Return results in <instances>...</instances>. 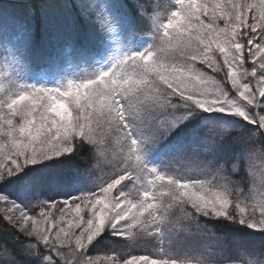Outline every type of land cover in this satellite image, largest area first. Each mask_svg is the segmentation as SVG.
<instances>
[{"label": "snow or ice", "instance_id": "obj_1", "mask_svg": "<svg viewBox=\"0 0 264 264\" xmlns=\"http://www.w3.org/2000/svg\"><path fill=\"white\" fill-rule=\"evenodd\" d=\"M48 3L17 14L0 0V20L26 38L11 52L18 90L0 102L11 138L0 161V221L18 234L16 248L0 244V264H98L99 251L106 264H264V0H174L163 15L149 0H121L122 16L102 0H61L116 47L101 62L65 36L48 57L53 76L66 58L97 68L53 85L24 79L21 60ZM141 22L155 44L121 48V34L137 39ZM84 149L90 167L69 175L110 171L94 189L54 199L43 178L28 176ZM182 160L199 174L169 171ZM108 237L114 242L100 250ZM208 237L216 248L201 251ZM148 239L160 254L124 256Z\"/></svg>", "mask_w": 264, "mask_h": 264}, {"label": "rangeland", "instance_id": "obj_2", "mask_svg": "<svg viewBox=\"0 0 264 264\" xmlns=\"http://www.w3.org/2000/svg\"><path fill=\"white\" fill-rule=\"evenodd\" d=\"M34 0H3L4 3L13 4V3H24L30 2ZM39 1V0H36ZM58 1V0H53ZM149 2H153V6L156 8V11L161 15L168 12V10L174 4V0H149ZM208 2H212V0H208ZM245 3H258V0H244ZM108 5V4H107ZM68 7V6H67ZM66 9V5L62 3V11ZM58 7L55 5L52 9L48 10L47 20L53 14L58 13ZM111 15H116L111 13V9H109ZM76 20V19H75ZM74 19L72 17H67V23L72 26ZM223 22H221L222 24ZM79 25V24H78ZM64 27H68V25H64ZM138 27L144 29L137 37V39L132 40L130 37L121 34L120 36V47L127 48L129 46L132 47H143L147 46L149 43L155 44V42L149 40L150 31L148 28L143 25V23H139ZM16 30L15 26L9 21L7 27H5L3 20H0V102L10 97L13 93L18 90V82L14 73L16 69L13 67L11 63V52H17L18 49L22 47V44L25 43V40L18 41L16 39ZM62 39L60 35L58 40H55V44ZM53 42L51 44H53ZM102 45V49L99 51L101 53L100 56L97 57L101 62L107 58L108 54L114 49L116 45L112 44L111 41H105ZM161 55L165 58L172 57L174 55L173 52H164ZM23 64L22 75L24 79L30 80L31 82H39V83H47L49 85H53L56 83L57 79H61L63 77H75V78H86L91 75L97 68L95 61H89L87 63L80 62L74 58H66L59 66V70L56 72L55 77L53 76L54 68H42V69H34L30 68L24 61L23 57L21 58ZM246 67H250V65L246 64ZM212 75V74H209ZM214 75H216L214 73ZM0 115L5 116L7 118L6 110L0 111ZM22 121L19 118L13 119V124L17 127ZM7 131V125H5L4 120H0V161L7 162L5 159V154H8L11 148V138L5 135ZM115 147H119V145H115ZM260 161H257V171H259ZM48 167V166H47ZM71 168L65 169H53L50 166L47 170L43 171L36 177L43 178L42 180V190L45 194L50 195L51 198H56L59 195L67 196V195H79L82 192L88 191L90 189H94V185L102 181V179H106L111 173L110 171L105 170L100 173V176L97 177L94 173H82L79 176H70L69 171ZM170 172L186 175V176H194L198 175V170L195 165L189 161H177L173 164V166L169 169ZM34 177V178H36ZM49 177H58V179H48ZM125 183H128L127 181ZM10 191L16 190V183L9 187ZM115 194V193H114ZM15 199V197H13ZM19 202V201H18ZM3 209L0 208V212ZM137 245H141V247H132L126 254L131 253V255H152L156 256L160 254V249L158 246V242L152 239H148L138 243ZM199 249L201 251H205L206 249L215 250L216 245L215 241L208 237L202 238L199 241ZM172 254H177L182 251L181 249L173 248ZM137 252V254H136ZM98 260V264H106L102 260L103 255H99L97 253L94 254ZM105 255V254H104ZM5 254L0 253V259H3ZM239 264V262H237Z\"/></svg>", "mask_w": 264, "mask_h": 264}, {"label": "trees", "instance_id": "obj_3", "mask_svg": "<svg viewBox=\"0 0 264 264\" xmlns=\"http://www.w3.org/2000/svg\"><path fill=\"white\" fill-rule=\"evenodd\" d=\"M40 2L41 0L39 1L34 0V1L24 2V3H13V4L7 3V4L11 8H13L17 14H20L23 11L21 7L22 5L39 4ZM102 3L108 4L110 6L109 9H111V13L116 14V16L123 15V12L120 7L121 0H102ZM149 3L151 5L153 4V2H149ZM55 5L59 9L57 14L51 15V17L48 18V20L46 19L44 23H40L38 19H34L33 21L31 52L26 58L23 57V61L30 68L31 67L34 69L53 68V65L48 57L53 52L54 45H56L54 42L55 40L59 39L60 35L62 36V38H64L65 36H69V35H76L85 47L89 48L90 50L94 52H98V53L102 49L101 44L107 41L101 33L93 32L89 28L88 25L81 22L82 17L80 16V13L76 8L69 9V7L66 6V9L62 11L61 0L54 1V2L53 0H49L47 11L52 9ZM67 17H72L74 19L72 26L67 23ZM66 24L68 25L67 28L64 27V25ZM52 42L53 44H51ZM209 74H212V76H215L214 73L211 72L210 70H209ZM90 165H91V161L88 157L87 149H84V150H81V152L78 155L74 154L71 157L62 158L57 161H50V162H47L45 165L38 166L37 168L31 170L28 173V176L34 178L38 176L40 173H42L43 171L47 170L49 166L53 169H65V168L72 169L74 167L84 169V168H89ZM47 196L50 197V195H47ZM69 197L71 196L70 195H67V196L59 195L58 197L54 199H67ZM59 208H60V205L57 204L56 209H50L57 224L61 222L59 215H58V211H57ZM16 235L18 234L15 233L14 230L10 229L9 226L3 221H0V244L6 243L8 248H16L17 247V241L15 239ZM23 239L24 237H21V240ZM114 240H115V237H108L107 239H104L100 244V250H103L104 248L111 246ZM136 247H141V245H136ZM129 249L130 248L123 250V254L126 258L131 256V253L126 254V252L129 251ZM0 253H2V251H0ZM97 254L104 255L106 253L104 251H99L97 252Z\"/></svg>", "mask_w": 264, "mask_h": 264}]
</instances>
